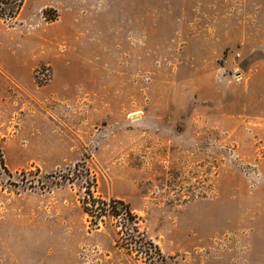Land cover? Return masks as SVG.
<instances>
[{
  "label": "rangeland",
  "instance_id": "obj_1",
  "mask_svg": "<svg viewBox=\"0 0 264 264\" xmlns=\"http://www.w3.org/2000/svg\"><path fill=\"white\" fill-rule=\"evenodd\" d=\"M0 264H264V0H0Z\"/></svg>",
  "mask_w": 264,
  "mask_h": 264
}]
</instances>
